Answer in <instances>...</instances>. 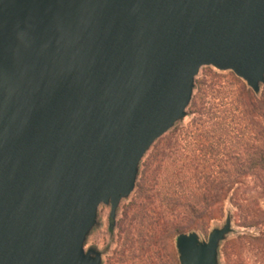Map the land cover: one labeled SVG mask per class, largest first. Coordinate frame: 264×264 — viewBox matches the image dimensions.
Wrapping results in <instances>:
<instances>
[{
	"label": "water",
	"instance_id": "water-1",
	"mask_svg": "<svg viewBox=\"0 0 264 264\" xmlns=\"http://www.w3.org/2000/svg\"><path fill=\"white\" fill-rule=\"evenodd\" d=\"M203 66L264 85V0H0V264H103L152 146L187 116ZM233 214L180 264H220Z\"/></svg>",
	"mask_w": 264,
	"mask_h": 264
},
{
	"label": "trees",
	"instance_id": "trees-1",
	"mask_svg": "<svg viewBox=\"0 0 264 264\" xmlns=\"http://www.w3.org/2000/svg\"><path fill=\"white\" fill-rule=\"evenodd\" d=\"M196 83L191 125L160 138L141 163L135 214L109 264H175L164 254L171 240L206 231L228 206L241 230L221 244L220 264H264V85L255 93L234 73Z\"/></svg>",
	"mask_w": 264,
	"mask_h": 264
},
{
	"label": "rangeland",
	"instance_id": "rangeland-1",
	"mask_svg": "<svg viewBox=\"0 0 264 264\" xmlns=\"http://www.w3.org/2000/svg\"><path fill=\"white\" fill-rule=\"evenodd\" d=\"M230 73H234V72L231 70H219L213 66H203L200 70L197 80L203 79V78H210L212 74L228 75ZM197 92H198V89L195 87L194 96L197 94ZM194 118H195V115L189 114V108H188L187 116L184 119L178 121L174 128L176 127L187 128L191 125ZM169 132L167 134H169ZM147 155L144 157V159H146ZM139 178H138V182H139ZM138 195L139 193L137 189H135L128 198H125L121 201L115 221H112L110 218L111 206L105 205V204L100 205L99 213H98V222L87 238L86 248L88 249V248L94 247L97 250H99L102 253L103 264H109L111 259H113L117 255V252L121 250L122 245H123V239L121 236V225L123 221L127 219V212H128V219L134 216L135 213H133V211L129 212V209L131 205L135 203L136 199L138 198ZM227 211H230L234 215L233 209L230 206H228L225 210V214L223 215V217L219 219H213L210 221L209 227L206 231L201 232V231L195 230L199 233L201 239L207 240L213 228L223 226V224L225 223V217H226ZM233 227L235 229V232L231 233L229 238H231L232 236H234L236 233H238L241 230L235 224L234 217H233ZM190 231H193V230H189L185 232H190ZM176 236L175 238H173V240H171L169 248L167 252H164V254L169 253L171 257H174V259L176 260L177 263L175 264H180L179 254H178L177 247H176ZM132 250L130 254H133V252H135L136 254L139 253V249L132 248ZM134 261H135V264H142V262H139L137 259H135ZM134 261L130 262L129 264H133Z\"/></svg>",
	"mask_w": 264,
	"mask_h": 264
}]
</instances>
